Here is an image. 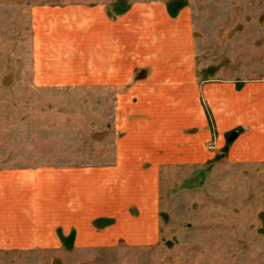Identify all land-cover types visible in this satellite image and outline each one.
Masks as SVG:
<instances>
[{"label":"crops","instance_id":"0c3cea01","mask_svg":"<svg viewBox=\"0 0 264 264\" xmlns=\"http://www.w3.org/2000/svg\"><path fill=\"white\" fill-rule=\"evenodd\" d=\"M111 2L30 6L27 87L94 89L95 123L108 139L89 150L97 153L93 160L82 138L65 145L67 160L38 158L37 147H54L36 144L22 149L29 154L0 160V264H41L39 253L60 248L162 243L163 215L198 214L195 199L210 203L209 215L218 186L264 166L262 10L252 35L241 17L244 0L216 3L233 14L212 18L214 31L198 28L187 5L171 11L167 0H133L115 10ZM234 24L242 29L232 33ZM216 47L228 64L213 60ZM242 52L254 61L234 63ZM87 99L74 98L79 112L66 113L68 130L83 123L79 105Z\"/></svg>","mask_w":264,"mask_h":264},{"label":"rangeland","instance_id":"374dc122","mask_svg":"<svg viewBox=\"0 0 264 264\" xmlns=\"http://www.w3.org/2000/svg\"><path fill=\"white\" fill-rule=\"evenodd\" d=\"M35 1L44 5L46 1L66 0H0V160L15 159L21 153L29 154L22 149H29L32 144L54 147L49 152L37 147L40 149L35 152L38 158L49 154L55 161L67 160L71 155L65 150V145L77 143L81 138L87 145V159L93 160L97 153L89 150L95 143L108 139L103 137L104 132L95 123L94 89L27 87L31 78L30 6ZM76 1L87 3L92 0ZM131 1L112 0L111 5L115 10H123ZM167 1L171 11H175L172 8L178 3L192 7L197 13L196 24L203 31H214L212 18L221 22L216 15L222 16L223 10L229 14L230 10L216 4L223 0ZM224 1L236 3L239 0ZM244 1L247 8L241 17L248 18L247 32L253 35L255 24L252 19L260 10L262 13L257 21L264 27V0ZM241 24L232 25V33L238 27L242 29ZM217 26L214 23L215 29ZM260 42L264 45V39ZM247 44L249 48V36ZM215 52L213 60L220 58V63H229L228 59L222 58L220 47H216ZM236 57L234 63L254 61V56L247 52ZM79 95L87 96L89 100L86 105H79L83 109L80 116L83 123L76 121L68 130L70 122L66 113L71 110L70 113L77 116L79 109L74 98ZM74 130L82 132L81 136L74 135ZM98 154L100 156L103 152L98 151ZM241 173L243 175L240 174L236 182L215 189L217 192L213 199L216 208L208 210L211 212L209 215L206 207L210 203L205 199L192 201V210H199L198 214L180 215L182 211L173 209L175 213L171 216L163 215L168 230H165L162 243L136 247L119 244L94 251L60 248L37 256L44 258L41 264H264V166L247 168Z\"/></svg>","mask_w":264,"mask_h":264},{"label":"water","instance_id":"95a60500","mask_svg":"<svg viewBox=\"0 0 264 264\" xmlns=\"http://www.w3.org/2000/svg\"><path fill=\"white\" fill-rule=\"evenodd\" d=\"M237 135V131H231L229 134H228V136H227V142L229 143V142H231L232 141V139L235 137Z\"/></svg>","mask_w":264,"mask_h":264},{"label":"built area","instance_id":"2783aa9c","mask_svg":"<svg viewBox=\"0 0 264 264\" xmlns=\"http://www.w3.org/2000/svg\"><path fill=\"white\" fill-rule=\"evenodd\" d=\"M207 147H208L209 149H213V148H214V143H213V141H208V142H207Z\"/></svg>","mask_w":264,"mask_h":264},{"label":"trees","instance_id":"16d2710c","mask_svg":"<svg viewBox=\"0 0 264 264\" xmlns=\"http://www.w3.org/2000/svg\"><path fill=\"white\" fill-rule=\"evenodd\" d=\"M182 5H180V3H178V4H175L174 5V7L172 8L173 10H177L178 8H180ZM175 8V9H174Z\"/></svg>","mask_w":264,"mask_h":264}]
</instances>
